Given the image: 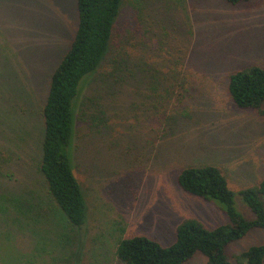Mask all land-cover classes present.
I'll use <instances>...</instances> for the list:
<instances>
[{
    "label": "rangeland",
    "instance_id": "374dc122",
    "mask_svg": "<svg viewBox=\"0 0 264 264\" xmlns=\"http://www.w3.org/2000/svg\"><path fill=\"white\" fill-rule=\"evenodd\" d=\"M77 22V0H0V147L15 145V127L28 128L15 172L38 189V111ZM120 53L135 75L149 76L150 88L138 77L116 79L125 72L112 76ZM253 63L264 66V0H123L112 47L84 83L75 112L74 166L89 211L79 264H123L118 240L136 234L169 245L187 218L208 228L228 222L215 200L181 189L185 166H219L237 209L254 218L238 191L264 177V105L241 109L228 90L230 74ZM92 97L105 108L97 127L80 110ZM261 243L264 228L254 227L226 252L238 264L237 255ZM63 250L67 258L76 251L70 244ZM185 264H206V257L197 252Z\"/></svg>",
    "mask_w": 264,
    "mask_h": 264
},
{
    "label": "trees",
    "instance_id": "16d2710c",
    "mask_svg": "<svg viewBox=\"0 0 264 264\" xmlns=\"http://www.w3.org/2000/svg\"><path fill=\"white\" fill-rule=\"evenodd\" d=\"M226 1L238 4L249 0ZM122 3L123 0H77L78 22L72 42L50 76L45 103L38 111L43 128L41 153L34 168L40 176L41 189L15 172L16 162L23 160L29 146L20 141L27 140L28 128L15 127L18 131L13 136L15 145L7 150L0 147V264H67V260L68 264L82 263L80 248L89 211L74 166L75 112L84 83L101 67L112 47ZM129 64L128 56L117 55L112 76L125 72L117 74L116 79L139 78ZM14 77L20 79L18 72ZM148 77L142 75L139 80L145 83ZM152 82L145 84L150 88ZM25 85L27 90L28 84ZM9 88L15 86L11 84ZM228 90L239 108L262 110L264 66L253 63L236 69L229 76ZM98 105L92 97L83 101L80 109L96 127L106 121L105 108ZM177 183L192 196L215 200L229 221L208 228L197 218H187L177 226L176 238L169 245L143 234L120 238L115 248L116 258L123 264H185L200 252L205 255L206 264H233L226 252L228 245L254 227L264 228V177L257 185L238 191L254 218H246L237 209L228 177L215 164L185 166L177 175ZM63 244H70L75 253L65 257ZM236 259L238 264H264V243L250 246Z\"/></svg>",
    "mask_w": 264,
    "mask_h": 264
}]
</instances>
